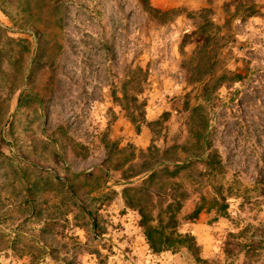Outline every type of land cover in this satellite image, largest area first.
Returning a JSON list of instances; mask_svg holds the SVG:
<instances>
[{
    "label": "rangeland",
    "instance_id": "1",
    "mask_svg": "<svg viewBox=\"0 0 264 264\" xmlns=\"http://www.w3.org/2000/svg\"><path fill=\"white\" fill-rule=\"evenodd\" d=\"M237 1L148 0L176 10L160 24L136 0H0V264H192L183 250L150 253L137 216L118 196L95 198L120 189L119 172L102 163L105 142L130 145L135 155L150 145H182L195 103L222 171L201 176L196 163L179 173L188 198L177 230L193 237L206 264H264V250L254 261L222 252L228 232L264 227V0H244L259 13L244 21L231 16ZM200 9L211 10L204 18L214 25L230 24L229 38L212 45V76L227 75L209 103L192 99L198 85L188 80L201 42L193 34ZM136 68L144 71L139 94L132 81L122 86ZM132 97L143 102L145 122L159 123L141 122L136 133L126 116L136 114ZM191 126L199 130L200 119ZM190 174H199L200 186ZM95 183L101 187L91 192ZM213 184L221 186L228 217L213 221L214 211L203 209L185 220ZM24 188L36 203L33 217L20 207Z\"/></svg>",
    "mask_w": 264,
    "mask_h": 264
},
{
    "label": "trees",
    "instance_id": "2",
    "mask_svg": "<svg viewBox=\"0 0 264 264\" xmlns=\"http://www.w3.org/2000/svg\"><path fill=\"white\" fill-rule=\"evenodd\" d=\"M143 12H146L152 19L160 24H163L168 18L172 17L176 10L161 11L150 6L148 0H136ZM233 14L231 16L242 15L240 21H244L250 17L259 15L254 3H248L244 0L236 2ZM210 9H200L195 14L197 17H202V22L198 24L195 30V35L200 36L201 42L195 47V52L192 57V65L188 68V80L192 84L198 85L193 89L192 99L194 101L211 102L213 100V92L216 85L224 80L227 75L225 72L214 79L213 65L214 56L210 53L212 45H219V42H224L229 38L230 24L229 19L224 20L221 26L214 25L210 20L204 18L206 14H210ZM224 33L218 34L222 28ZM234 76V75H233ZM236 79L240 76H234ZM144 80V71L136 68L131 72L129 78L125 79L122 86H125L129 81L134 82V91L136 94L141 93V83ZM189 97V93L185 94ZM127 95L125 89H122L120 102H125ZM133 109L136 114L127 113L130 122L134 125L135 132H138L139 123L146 125L158 124L159 120L154 122H145L143 116V102L136 103L134 97ZM187 102L184 106L187 108ZM122 109L127 111V106L122 105ZM188 109V121L190 134L189 140L182 145H172L164 149H158L155 146H148L144 151H138L135 155L133 148L126 145L123 148H117V144L104 143L105 157L103 164L107 169L119 172L120 189L115 192L109 190L100 194L96 200L108 201L113 196L120 198L122 207L125 210L133 212L137 216V226L144 244L148 251L154 255L162 253L176 254L183 250L186 252L192 261V264H206V261L199 257V248L196 245L193 237L188 233H180L177 230L178 220L177 215L180 213L184 202L188 198L187 190L176 181L179 173L186 172L193 168L194 164L198 163L203 166L201 176H214L222 171V166L215 150L212 149L208 139L209 132L208 121L206 114H203V107L199 103H195ZM166 114L160 115L163 120ZM140 117V118H139ZM200 119L199 130H194L192 121ZM140 119V121H138ZM128 150V152H127ZM182 153V158L177 155ZM103 177H106V172H102ZM89 177L90 174H85ZM190 180L195 182V186H200L198 176L189 175ZM136 179V182H133ZM106 184V180H102V185ZM97 185V186H96ZM96 186L95 188H93ZM34 188V185L31 186ZM30 187V188H31ZM101 186L93 184L90 186V191L93 192ZM27 193L25 200L20 204L21 209L28 212V217H33L36 203L30 196L28 188H24ZM211 197L205 198L200 196L198 202L194 204L192 210L185 215V220L194 221L199 213L205 211H214L213 221L217 217L227 218V204L225 196L221 194L220 185L210 186ZM90 224L96 229L95 221L91 218ZM264 250V227L261 225H253L250 223L244 224L241 228H237L234 232H228L223 243L222 252L226 258H235L241 256L247 261H254L259 258L260 252Z\"/></svg>",
    "mask_w": 264,
    "mask_h": 264
}]
</instances>
